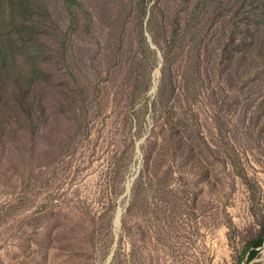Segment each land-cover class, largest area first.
I'll return each instance as SVG.
<instances>
[{
	"label": "rangeland",
	"instance_id": "obj_1",
	"mask_svg": "<svg viewBox=\"0 0 264 264\" xmlns=\"http://www.w3.org/2000/svg\"><path fill=\"white\" fill-rule=\"evenodd\" d=\"M0 264H264V0H0Z\"/></svg>",
	"mask_w": 264,
	"mask_h": 264
}]
</instances>
